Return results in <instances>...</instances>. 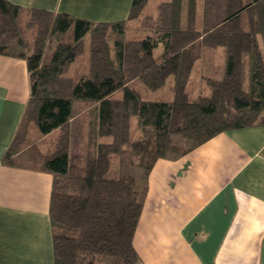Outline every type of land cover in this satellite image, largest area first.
<instances>
[{
  "label": "trees",
  "instance_id": "1",
  "mask_svg": "<svg viewBox=\"0 0 264 264\" xmlns=\"http://www.w3.org/2000/svg\"><path fill=\"white\" fill-rule=\"evenodd\" d=\"M153 1L106 23L0 0V55L25 59L31 81L3 164L52 174L54 264H140L134 236L156 162L264 125V0H162L150 14ZM139 18L150 28L128 37ZM220 48L221 76L206 75Z\"/></svg>",
  "mask_w": 264,
  "mask_h": 264
},
{
  "label": "crops",
  "instance_id": "2",
  "mask_svg": "<svg viewBox=\"0 0 264 264\" xmlns=\"http://www.w3.org/2000/svg\"><path fill=\"white\" fill-rule=\"evenodd\" d=\"M95 22L128 17L133 0H8ZM31 93L25 59L0 55V264H54L50 173L3 158ZM134 236L140 264H264V125L227 131L160 159Z\"/></svg>",
  "mask_w": 264,
  "mask_h": 264
},
{
  "label": "rangeland",
  "instance_id": "3",
  "mask_svg": "<svg viewBox=\"0 0 264 264\" xmlns=\"http://www.w3.org/2000/svg\"><path fill=\"white\" fill-rule=\"evenodd\" d=\"M160 1L162 0H154L153 2H151L149 10H150V14H156L157 12V6L160 3ZM152 21L150 19H146L143 20L142 18H139V20L134 21L129 23L128 25V37H132L134 35H138L141 33H145V31H148V28H150ZM89 43H90V38H86L85 44H84V52L85 53V58L83 60H87L88 57V48H89ZM50 46V45H49ZM52 50H50V47H48V49L46 50V56L45 59L48 60L49 57L51 56V52ZM209 56L206 59V66L204 69V73L206 75H215V74H219V76H221V71L223 68V64H224V59H225V51L223 48H220L218 50H215L213 52H209L208 53ZM74 108L76 110V118L74 119V121L72 122V127L74 129V131H76V127L79 125L80 119L81 117H83L84 115H82V113L84 112L83 109V105L81 104V102L76 101L74 103ZM73 150H72V155H73V160H75V150H76V146L77 143L76 141L73 142ZM132 173L135 175V177L137 178L138 182H142V178H143V170L141 168H132L131 169Z\"/></svg>",
  "mask_w": 264,
  "mask_h": 264
}]
</instances>
